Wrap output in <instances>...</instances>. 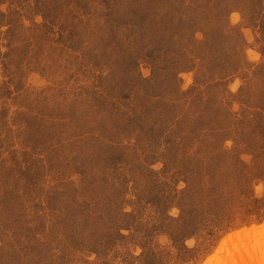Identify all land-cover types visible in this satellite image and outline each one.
Listing matches in <instances>:
<instances>
[{
  "label": "rangeland",
  "instance_id": "374dc122",
  "mask_svg": "<svg viewBox=\"0 0 264 264\" xmlns=\"http://www.w3.org/2000/svg\"><path fill=\"white\" fill-rule=\"evenodd\" d=\"M263 230L264 0H0V264Z\"/></svg>",
  "mask_w": 264,
  "mask_h": 264
},
{
  "label": "bare ground",
  "instance_id": "6f19581e",
  "mask_svg": "<svg viewBox=\"0 0 264 264\" xmlns=\"http://www.w3.org/2000/svg\"><path fill=\"white\" fill-rule=\"evenodd\" d=\"M209 264H264V230L226 241Z\"/></svg>",
  "mask_w": 264,
  "mask_h": 264
},
{
  "label": "trees",
  "instance_id": "16d2710c",
  "mask_svg": "<svg viewBox=\"0 0 264 264\" xmlns=\"http://www.w3.org/2000/svg\"><path fill=\"white\" fill-rule=\"evenodd\" d=\"M259 226H261V225H251V226H249V227H244V228H241V229H239V230H246V229H250V228H252V227H259ZM239 230H237V231H239Z\"/></svg>",
  "mask_w": 264,
  "mask_h": 264
}]
</instances>
